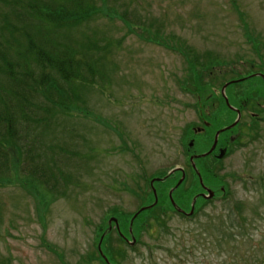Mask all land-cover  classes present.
Masks as SVG:
<instances>
[{
	"label": "rangeland",
	"instance_id": "374dc122",
	"mask_svg": "<svg viewBox=\"0 0 264 264\" xmlns=\"http://www.w3.org/2000/svg\"><path fill=\"white\" fill-rule=\"evenodd\" d=\"M4 5L0 0V8L9 14ZM97 5L107 16L93 18L79 31L101 42L100 47L107 42L117 45L111 72L102 89L95 84L96 89L82 91L83 113L66 121L71 134L56 139L47 132L46 142L37 147L47 179L59 182L61 189L46 192L43 202L19 181L0 188V264H101L96 232L99 242L103 237L110 243L103 252L113 256L115 264H264V116L250 118L257 109L264 110L259 95L264 81L256 78L264 79V0H106V6L97 0ZM125 20L137 31L148 27L152 33L139 38ZM164 45L198 56L201 68L189 74L183 58ZM196 78L202 86L214 87L215 98L222 101L234 102L238 91H252L253 105L241 110L242 126L233 130L241 132V142L219 164L208 157L212 143L203 145L202 139L210 128L215 137L240 119L229 109L240 112L232 102L222 111L216 101L200 102L201 110L194 109L198 101L191 80ZM183 84L195 94L183 92ZM218 113L214 128L209 118ZM205 123L209 129L199 136ZM187 126L184 151L181 140ZM172 170L176 176L171 175L170 187L161 192L168 201L169 192L176 183L181 186L186 175L194 173L201 180L200 185L194 177L187 190L195 194L189 207L176 205L179 210L190 213L197 194L208 196L204 190L215 199L195 219L170 213L163 217L166 228L150 223L140 231L135 249L118 244L114 231L107 236L116 218L119 228L132 230L138 238L132 216L150 206V198L153 201L151 196L143 200L150 190L144 180L150 184ZM200 201L205 200L197 199L194 209ZM236 205L241 206L234 218L239 225L228 221Z\"/></svg>",
	"mask_w": 264,
	"mask_h": 264
},
{
	"label": "trees",
	"instance_id": "16d2710c",
	"mask_svg": "<svg viewBox=\"0 0 264 264\" xmlns=\"http://www.w3.org/2000/svg\"><path fill=\"white\" fill-rule=\"evenodd\" d=\"M1 1L5 4V8H9L7 10L9 14L4 13L5 9L0 8V188L16 186L19 181L22 182L24 189L25 187L33 189L45 202L48 198L46 192L52 193L61 188H57L59 182L51 183L47 179L46 166L37 151L39 145L42 147L43 144L40 143H43L47 132L53 133L56 139L64 137L66 132L71 134L70 130H66L67 119L71 120L76 113H83L82 91L96 89L95 84H100L102 85L100 88H103L111 72L113 64L111 56L117 45L104 41L107 42L106 45L100 47L101 42L79 31L81 28H87L93 18L99 15L107 16L106 11L97 5V0ZM103 1L106 6V0ZM237 13L240 22L246 27L245 18L243 19V15ZM125 22L127 26L133 27L134 35L139 38H146L145 33L149 35L152 33L148 27L145 28L147 30L137 31L134 24L128 20ZM80 35H82L81 38H78ZM151 36L147 38L151 39ZM152 39L156 40V36L154 35ZM164 48L183 58L189 74L196 70V67H200L198 66L199 57L195 55L191 58L189 51L178 47L174 49L168 45H164ZM212 69L213 67L210 70ZM191 81L197 94L187 89L185 84L181 86V89L197 97L198 104L193 107L194 109H200L201 106H198L200 102L211 103L212 101L218 103V110L225 109V101L215 98L214 87L211 88L210 84L202 86L198 78ZM262 90L263 94L259 95L263 100L264 87ZM237 95L236 100L231 102L241 110L247 111L246 106L253 105L252 91L246 88L238 91ZM257 113L264 116V110L257 109ZM219 117L218 113L209 118L213 122L212 127L217 128ZM58 123L62 127H59ZM55 127L60 128L58 133H54ZM72 132L78 134L74 129ZM189 132L190 126H187L181 140L184 150L187 148L186 138ZM207 132L203 134L204 140L202 139L201 142L203 145L213 143V128ZM29 137L34 141L30 142ZM69 138L72 139V136ZM241 138L240 136L235 144L241 142ZM56 139L52 138V140ZM222 142L225 143L226 139ZM199 162L207 163L205 159H200ZM199 167L203 168L201 164ZM56 170L59 171L58 168ZM165 177L167 175L163 177L159 175L157 178ZM194 177L198 183L196 175L191 173L186 175L184 182L173 193V201L179 207H189L192 195L195 193L191 194L187 188L192 189ZM171 180L173 178L154 184V187L159 189L158 203L134 222L138 239H140V231H146L150 223H155L161 228L166 227L163 217L170 213L177 214L170 201L165 198V192L161 193L163 189L167 190L170 187ZM144 185L149 187L147 178ZM219 189V186L213 188L216 192ZM150 190L144 195L143 200L147 201L149 196L153 197ZM150 200L153 203L154 197L153 201L152 198ZM200 202L202 203L195 208L196 216L203 212L205 205L209 203ZM240 209V205L234 207V210L230 212L234 217H229V222L236 221L235 214H238ZM156 214L161 215L162 220ZM235 223L239 225L240 220ZM122 231L127 232L128 229L123 228ZM99 236L98 232V238ZM117 254L118 252L115 255ZM110 259L116 261L113 256Z\"/></svg>",
	"mask_w": 264,
	"mask_h": 264
},
{
	"label": "flooded vegetation",
	"instance_id": "af4514ba",
	"mask_svg": "<svg viewBox=\"0 0 264 264\" xmlns=\"http://www.w3.org/2000/svg\"><path fill=\"white\" fill-rule=\"evenodd\" d=\"M260 74V73H259ZM256 78H258L257 80H261L262 82L264 81V79H263V77L262 76H260V75H258V76H256ZM264 84V83H263ZM238 109L237 110H239V112H240V119L238 120V122H237V124H236V126L234 127V128H232V129H230V130H228V131H223L219 136H218V142H217V144H216V146H215V148L211 151V153L209 154V156L208 157H210L211 156V158L212 159H216L217 161H218V159H217V155H219V152L221 151V150H226V153L228 154V153H230V152H232V147H233V145L235 144V142H236V140H238L239 138H240V134H241V132L239 133V132H235L234 131V133L233 132H231V131H233L234 129H236L237 127H241L242 125H241V120H243V116H245V115H243V113H244V111L242 112L241 111V108H239V107H237ZM229 111H231V112H233V113H235V117H236V115H237V111L235 112V111H233V110H230L229 109ZM263 114H260V113H252L251 115H250V118H253V119H256V120H259V116H262ZM236 119V118H235ZM253 121V120H252ZM231 124V123H230ZM230 124H229V126H230ZM205 125V129L207 130V129H209V124H207V123H205L204 124ZM232 125V124H231ZM229 126H227V127H229ZM226 127V128H227ZM205 131H204V129H202V130H199V135H203V133H204ZM226 133H229V135H227L228 137L226 138V142L225 143H221V141H220V139H221V137L224 135V134H226ZM225 146V147H224ZM212 148V147H211ZM211 148L209 149V150H211ZM210 152V151H209ZM226 154V155H227ZM195 158V157H194ZM177 190V189H176ZM175 189L173 190V192H175L176 191ZM172 192V193H173ZM203 193H206V191L204 190V192ZM215 193V192H214ZM204 195V194H203ZM202 194H200V195H198L197 196V199H203L202 197ZM213 200H214V197L212 198ZM205 200V199H204ZM206 202V201H205ZM186 213H188L187 211H185L184 210V212H182V215H183V217L185 218V219H190V218H194V217H196L195 216V214L193 213V214H190V215H188V214H186ZM117 233H118V231H117ZM118 237H119V239L121 240V241H123L125 244H126V241H127V238H128V236H129V233L127 234V233H125V232H121V233H118V235H117ZM127 245V244H126ZM106 257V256H105ZM107 258V257H106ZM108 259V258H107ZM109 260V262H111L110 261V258L108 259Z\"/></svg>",
	"mask_w": 264,
	"mask_h": 264
},
{
	"label": "water",
	"instance_id": "95a60500",
	"mask_svg": "<svg viewBox=\"0 0 264 264\" xmlns=\"http://www.w3.org/2000/svg\"><path fill=\"white\" fill-rule=\"evenodd\" d=\"M233 127V126H232ZM217 137H218V134L216 135V139H217ZM216 139H215V143H214V146H215V144H216ZM224 155V153L223 152H221V155H220V157H219V159H221L222 158V156ZM155 181H160L159 179H157V180H155ZM181 183V182H180ZM200 183H201V180H200ZM153 184V182L151 183V185ZM210 193V192H209ZM154 194H155V192H154ZM210 196H211V193H210ZM170 198H171V194H170ZM157 202V200H156V198H155V203ZM148 209H150V208H148ZM144 210H146V209H142V210H140L141 212L142 211H144Z\"/></svg>",
	"mask_w": 264,
	"mask_h": 264
}]
</instances>
